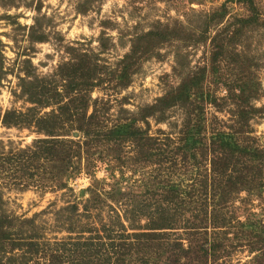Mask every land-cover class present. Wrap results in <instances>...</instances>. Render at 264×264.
<instances>
[{
	"label": "rangeland",
	"instance_id": "rangeland-1",
	"mask_svg": "<svg viewBox=\"0 0 264 264\" xmlns=\"http://www.w3.org/2000/svg\"><path fill=\"white\" fill-rule=\"evenodd\" d=\"M254 3L258 20L234 48L244 52L246 63L232 65L227 54L214 72L207 62L210 39L227 25L232 31L237 18L252 16L237 0H0V217L12 223L9 230L22 242V250L15 251L4 244L0 264H29L35 259L55 264L53 256L62 247L61 241L107 240V233L120 229L119 222L126 228L124 235L147 232V217L157 207L168 212L177 208L162 205L163 184L152 183L158 166L135 162L137 147L132 143L117 146L105 139H85L78 131L59 126L51 137L39 129L41 124L30 122L35 115H49L68 99L65 89L59 88L63 94L62 99L56 98L59 105L33 107L24 87L58 82L61 71L84 56L101 78L108 79L83 100L85 119L95 113L105 129L135 119L136 128L160 145L169 142L167 137L181 138L191 119L192 125H201L205 137L233 127L241 146L264 147V0ZM222 6L226 14L215 26ZM165 26L180 40L166 42L134 61L127 69L126 86H121L120 70L126 66L122 60L132 40ZM187 76L202 80L187 107L174 106L141 120V110L154 105ZM217 78L227 85L234 78L253 81L259 98L250 105L262 112L251 113L248 105L244 110L250 117L247 122L240 120L226 99V86L217 83ZM212 98L215 104H209ZM258 179L251 193L239 191L227 205L224 212L233 219L231 226L207 230L209 240L214 234V240L224 244L219 264H264V246L259 244L263 232L252 236L247 228L242 237L243 229L237 227L241 222L257 229L264 224V169ZM195 182L187 185L196 188ZM113 186L123 196L111 199L107 193ZM185 198L179 201L184 208L175 215L177 222L169 224L173 229L163 231L164 241L178 240L185 248L190 237L192 245L206 247L203 235L188 234L200 197ZM30 241L35 246L23 249ZM148 255L154 257L152 252ZM212 259L206 264H212Z\"/></svg>",
	"mask_w": 264,
	"mask_h": 264
},
{
	"label": "trees",
	"instance_id": "trees-1",
	"mask_svg": "<svg viewBox=\"0 0 264 264\" xmlns=\"http://www.w3.org/2000/svg\"><path fill=\"white\" fill-rule=\"evenodd\" d=\"M237 1L245 5L252 16L237 18L235 24L233 23L235 27L232 26V31L228 30L229 26L227 25L210 39L211 52L207 62L212 66L214 72L219 67L220 59H223L227 54L231 58V63L233 62L232 65L243 67L246 63L247 56L244 55V52H236L234 48L245 30L254 26L258 20L256 18V5L254 0ZM225 14V7L222 6L213 24L215 26L220 25ZM167 29V26L162 27V29L157 27L132 40L131 50L122 60L126 66L120 70L119 83L121 86H126L129 77V70L127 69L129 66H133L134 61L147 57L151 51L166 42L180 40L171 35ZM228 49L231 52L226 53ZM84 57L76 64L67 67L66 70L63 69L58 82L57 80L52 82L41 81L37 84L33 83L32 87L31 83L26 89L24 87L23 91L28 102L34 105L33 107L36 105L43 107H49L52 104L59 105L60 103L56 101V98H63L59 88L65 89L64 96H66V100L68 99L66 103L64 102L55 110L53 109L49 115L42 117L35 115L30 122L34 120L36 124H41L39 129L46 131L51 137L57 133L56 128L59 126L60 129L76 130L83 134L85 139L100 141L105 139L107 142H114V145L117 146L132 143L134 147H137L135 150L138 157H135L137 159L135 162L141 161L158 166L156 167L157 175L154 174L152 183L163 184L162 205L166 203L177 208H172L171 212H168L167 208L157 207L153 213L155 216L150 214L147 217L150 219L146 226L147 232H134L130 235L126 233L124 235L126 228L122 222H119L120 229L113 234L107 233V240L102 239L103 241L94 242L91 239H86L84 242L79 240L71 242L69 238L67 242L70 243L68 244L61 241L62 247L53 256L56 260L55 264H206L208 258H213L212 264H219V253L222 248L224 249V244L221 241L217 243L214 240V234L209 240V237H206L207 230L212 228L220 231L231 226L233 219L228 217L224 211L233 199V195L239 191L251 193L252 188L259 185L258 178L264 169V147L241 146L240 142L235 139L233 127H227L223 131H212L210 138L205 137L202 134L201 125H192L191 119H188V124L182 131L181 138L170 139L167 137L166 141L169 142L163 145L157 144L156 138L144 136L145 133L134 125L135 119L129 124H116L105 129L99 122L100 116L95 113L88 120L85 119L84 112L87 105L83 100L87 99L94 87L108 79L101 78L99 71L89 65L90 63ZM221 80V78H217L216 82L226 86V99L234 105L235 113L239 115L240 120L243 119L247 122L250 117L246 115L244 110L248 105L251 107L249 112L259 114L262 112V109H256L250 105L253 100L259 98V89L253 81L234 78L232 84L227 85L225 81ZM201 82L202 80L198 77L187 76L176 88L158 99L154 105L146 107L144 111L141 110V120L146 121L156 112L165 113L166 110L174 106L187 107L192 97L197 94ZM202 98L205 99V96L202 95ZM210 100L209 104H215V98ZM198 116V122L201 123V115ZM75 123L76 125H74ZM54 139L53 142H56L57 140ZM170 145H172L171 150ZM135 150L133 149V151ZM177 159H180V163ZM188 161H192V163L189 162V164ZM172 168L174 169L173 172L171 171ZM181 169L183 172L179 173L178 171ZM177 172L178 174L173 175ZM161 175H165V177ZM173 177H177V181H174ZM189 181L190 183L196 181L197 187L190 188L187 185ZM113 187L107 193L111 199H115L117 195L123 196L120 189L117 190V187ZM194 194L200 197L201 203L195 208L194 223L188 227V234L203 235L202 245L207 244V246L192 245L190 237L186 239L188 245L185 248H183L181 241L175 240L173 243L168 240L164 241L165 232L163 231L173 229L169 227V224L177 222L174 217L178 211L184 208L182 207L183 202L180 204L179 201L184 200V197H186L185 199L192 198ZM4 220V217H0V251L2 252L4 249V244L12 246L13 251L22 250L19 249L22 246L21 239L16 237V233L13 234L10 231L12 223ZM237 224L238 228L243 229L240 234L242 237L247 228L253 231L252 236L258 237L263 232V238L259 244L264 246V224L260 229H257L256 226L252 227L254 224L247 225V223L242 222ZM200 232L202 233L200 234ZM97 236L98 238L101 237ZM23 246V249L28 247L29 250L35 244L30 241ZM151 252L154 254L152 259L148 255ZM43 262L35 259L33 263L29 264H45Z\"/></svg>",
	"mask_w": 264,
	"mask_h": 264
}]
</instances>
